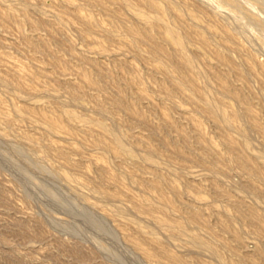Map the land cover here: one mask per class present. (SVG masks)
<instances>
[{
  "label": "rangeland",
  "instance_id": "374dc122",
  "mask_svg": "<svg viewBox=\"0 0 264 264\" xmlns=\"http://www.w3.org/2000/svg\"><path fill=\"white\" fill-rule=\"evenodd\" d=\"M206 1L0 0V264H264V32Z\"/></svg>",
  "mask_w": 264,
  "mask_h": 264
},
{
  "label": "bare ground",
  "instance_id": "6f19581e",
  "mask_svg": "<svg viewBox=\"0 0 264 264\" xmlns=\"http://www.w3.org/2000/svg\"><path fill=\"white\" fill-rule=\"evenodd\" d=\"M206 1V0H205ZM217 1H219V0H217ZM231 1V4H233V5H235L237 8H239L240 9V11L242 12V14L241 13H239V14H241L242 16H243V14H244V16H246L247 17V19H251L253 22H254V25L259 29V30H261V31H263L264 32V22H262L261 21V18H260V20L259 19H256V18H254V17H252L245 9H243V6H242V4L240 3V1L239 0H230ZM239 1V2H238ZM207 2V1H206ZM243 2V1H242ZM256 2H257V4H258V6L260 7V9L261 10H263L264 11V0H256ZM209 3V2H208ZM222 3V2H221ZM244 3V2H243ZM232 5V6H233ZM245 5V4H244ZM29 6V5H28ZM213 6V5H212ZM218 6V5H217ZM217 8V7H216ZM220 8V7H219ZM245 8V7H244ZM220 9H222V8H220ZM234 9V8H233ZM236 9V8H235ZM237 10V9H236ZM240 11H238V12H240ZM251 11V10H250ZM261 12V11H260ZM222 13V12H221ZM226 15V14H225ZM228 16V15H227ZM220 18V17H219ZM234 18V17H233ZM221 19V21H220V25H221V27L223 28V30H225L226 32L227 31H230L231 32V34L232 35H243V33H245V34H248V33H246V30H244L245 29V27H243L244 29H242V27L240 26V25H238V24H236V23H234V20L233 21H231L229 18H227V17H221L220 18ZM235 19V18H234ZM239 19V18H238ZM237 19V20H238ZM236 20V21H237ZM238 21H242V20H238ZM244 22V21H243ZM243 30H244V32H243ZM254 31V30H253ZM228 35V34H227ZM230 35V34H229ZM260 36V35H259ZM258 36V37H259ZM251 37V36H250ZM253 38V37H252ZM247 39V38H246ZM247 41V40H246ZM253 41H254V39H253ZM248 43H249V46L250 47H252V44H251V41L249 40V41H247ZM255 42V41H254ZM246 46H247V44H246ZM261 46H263L262 48L264 49V43H262V45ZM257 47V46H256ZM179 50V49H178ZM181 50V52H182V55H181V61H182V63H183V65L188 69L187 71H189L191 74H192V77L191 78H189V79H191L192 81L191 82H194V84H195V81H197V80H201L203 83H205V84H207V86H208V84L209 83H207V81H206V78L204 77V75L202 74V73H200V71H197L196 69H195V65H194V62H193V60L190 58V57H188L187 55H186V53H184V49H183V47L180 49ZM250 50V49H249ZM252 50V49H251ZM254 50H255V48H254ZM258 51V50H257ZM262 69L264 70V65L262 66ZM186 77V76H185ZM185 77H183L182 78V76H181V80L182 81H185V83H186V81H187V79L185 78ZM188 79V80H189ZM179 81V80H178ZM4 82V81H3ZM189 83H190V81H189ZM211 99V98H210ZM214 101V100H213ZM212 101V102H213ZM211 101H205V107L210 111V113H212V115L215 117V118H219V119H221V121H223V122H227V120H228V116H227V114H226V116H224L220 111H219V107L217 108L213 103H212ZM127 106V105H126ZM133 110V109H132ZM221 110V109H220ZM232 116H234L235 117V115L234 114H232ZM237 117V116H236ZM229 122V121H228ZM50 124V123H49ZM101 127L105 130V132L111 137V139H112V141H113V143L117 146V147H123L122 146V141H120L118 138H117V136L115 135V131H114V129L113 128H111V126L109 127H107V126H104V125H101ZM0 140H2V139H0ZM2 142V141H1ZM19 151L20 152H22V150L21 149H19ZM43 151V150H42ZM160 190V189H159ZM51 195L52 196H55L54 195V193H51ZM50 197V196H49ZM56 197V196H55ZM50 198H53V197H50ZM54 199V198H53ZM58 199V198H57ZM98 199H100V198H98ZM102 199V198H101ZM55 200V199H54ZM103 200V199H102ZM101 200V201H102ZM108 202V201H107ZM149 202V201H148ZM149 205V204H148ZM161 205V204H160ZM166 205V204H165ZM65 206V205H64ZM140 206V205H139ZM168 206L169 205H167L166 207L168 208ZM140 207H142V206H140ZM139 207V208H140ZM145 207V206H144ZM143 207V209H146V208H144ZM155 207V206H154ZM163 207V206H162ZM150 210H151V208H149ZM153 209V208H152ZM109 211H111V209L109 210ZM138 211H140V210H138ZM87 212V211H86ZM85 212V213H86ZM125 212V211H124ZM143 212V211H142ZM114 213V212H113ZM144 213V212H143ZM164 213V212H163ZM169 213V212H168ZM168 213H165V215H162L163 217H161L159 220H158V222H157V224H156V228L157 227H159V228H162V229H165L166 231H175L177 234H179L180 236H185L186 238H187V240H188V242L191 244V246H193V247H195V248H197L198 250L200 249V250H205V251H207V252H210L211 254H214V253H216V251L214 250V248H213V246H212V244L210 243V242H207V241H205V240H203L202 239V237L200 236V234L198 233V232H195V231H193V230H190L188 227H186V225L188 224V219H186V218H176V219H173V218H171V215H169ZM90 214V213H89ZM146 214V213H145ZM262 215H260V213L258 214V215H260L259 217H261V220L264 222V214L263 213H261ZM109 215V214H108ZM132 215H133V213H132ZM257 215V216H258ZM113 216V215H112ZM256 217V216H255ZM131 218H133V217H131ZM144 219H148V218H146V215H145V217H144ZM157 219V218H156ZM258 219V218H257ZM97 220V219H96ZM100 221V220H99ZM135 221V220H134ZM190 221V220H189ZM186 222H187V224H186ZM262 222V223H263ZM100 223V222H99ZM140 222L138 221V224H139ZM156 223V222H155ZM262 223H260L261 225H262ZM135 224V223H134ZM154 224V223H153ZM99 226V225H98ZM263 228H264V226H263ZM158 229V228H157ZM162 229H160V230H162ZM192 229V228H191ZM174 232V233H175ZM113 233V232H112ZM164 233V232H163ZM166 233V232H165ZM171 234H173V233H171ZM171 234H170V236H171ZM134 244V243H133ZM137 244V243H136ZM135 245V244H134ZM130 246H133V245H131L130 244ZM138 246V245H137ZM135 247V246H134ZM138 249V248H137ZM140 250V249H139ZM264 250V249H263ZM262 250V251H263ZM177 252V251H176ZM146 256H149V254L147 253V251L145 252H143ZM217 254V253H216ZM144 256V255H143ZM217 256V255H216ZM146 258H148V257H146ZM169 260H170V262H172V264H182V262H181V260L178 258V256H176V255H174V254H171V255H169ZM223 264H236V262H232V261H225V262H223ZM243 264V263H242Z\"/></svg>",
  "mask_w": 264,
  "mask_h": 264
}]
</instances>
